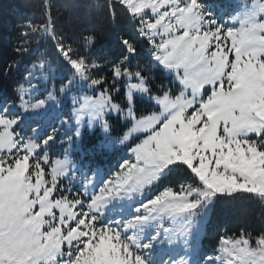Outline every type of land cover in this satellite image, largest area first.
Instances as JSON below:
<instances>
[{
    "label": "snow or ice",
    "instance_id": "snow-or-ice-1",
    "mask_svg": "<svg viewBox=\"0 0 264 264\" xmlns=\"http://www.w3.org/2000/svg\"><path fill=\"white\" fill-rule=\"evenodd\" d=\"M28 7L0 60V264H264V0Z\"/></svg>",
    "mask_w": 264,
    "mask_h": 264
},
{
    "label": "trees",
    "instance_id": "trees-1",
    "mask_svg": "<svg viewBox=\"0 0 264 264\" xmlns=\"http://www.w3.org/2000/svg\"><path fill=\"white\" fill-rule=\"evenodd\" d=\"M32 0H0V60L6 58L7 43L15 36V24L18 14L31 15L33 9L28 7ZM63 3V0H60ZM247 208V211L241 209ZM258 205H241L239 203L222 202L215 210V217L230 228L245 218L259 222Z\"/></svg>",
    "mask_w": 264,
    "mask_h": 264
}]
</instances>
